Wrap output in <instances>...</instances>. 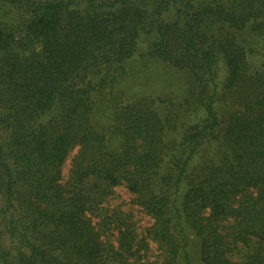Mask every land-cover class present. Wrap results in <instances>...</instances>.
Returning a JSON list of instances; mask_svg holds the SVG:
<instances>
[{
	"label": "trees",
	"instance_id": "trees-1",
	"mask_svg": "<svg viewBox=\"0 0 264 264\" xmlns=\"http://www.w3.org/2000/svg\"><path fill=\"white\" fill-rule=\"evenodd\" d=\"M0 264H264V0H0Z\"/></svg>",
	"mask_w": 264,
	"mask_h": 264
},
{
	"label": "rangeland",
	"instance_id": "rangeland-1",
	"mask_svg": "<svg viewBox=\"0 0 264 264\" xmlns=\"http://www.w3.org/2000/svg\"><path fill=\"white\" fill-rule=\"evenodd\" d=\"M145 52L143 44L139 45V53L125 62L128 72L123 88L126 101H132L142 97H149L155 100L154 106L160 112L166 111L164 108L168 102L176 103L181 95L186 93L187 87L191 84V79L184 71L177 70L165 62H161L149 56H142ZM162 100V101H161ZM161 113V112H160ZM68 166H66V171ZM113 204H120V207L128 212H132L139 230L150 224V219L138 211L135 205L129 203L130 195H127L121 188H117ZM122 202V203H121ZM129 204H128V203ZM150 254H155V244H151Z\"/></svg>",
	"mask_w": 264,
	"mask_h": 264
}]
</instances>
